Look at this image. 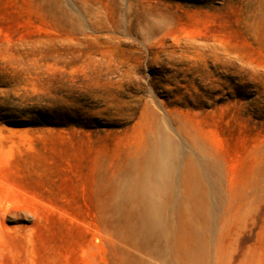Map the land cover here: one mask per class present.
Wrapping results in <instances>:
<instances>
[{
	"label": "rangeland",
	"instance_id": "1",
	"mask_svg": "<svg viewBox=\"0 0 264 264\" xmlns=\"http://www.w3.org/2000/svg\"><path fill=\"white\" fill-rule=\"evenodd\" d=\"M163 143L174 245L264 264V0H0V264H189L118 199Z\"/></svg>",
	"mask_w": 264,
	"mask_h": 264
},
{
	"label": "bare ground",
	"instance_id": "2",
	"mask_svg": "<svg viewBox=\"0 0 264 264\" xmlns=\"http://www.w3.org/2000/svg\"><path fill=\"white\" fill-rule=\"evenodd\" d=\"M147 163L151 166V173L147 174L140 170V182L127 186L123 194H118L119 201L122 203L138 201L140 207L138 230L142 237L154 236L162 240L167 250L174 256L185 259L189 264H201L199 257L193 255L201 251L200 231L196 230V241L178 242L176 246L173 242L175 230L167 216L168 210L173 212L176 209V202L167 194L173 187L172 178L182 175L185 181L193 182L197 173L190 168H181L177 149L170 143L160 145L158 150L148 157ZM203 175L212 180L208 168L203 170ZM216 204L214 194L213 206ZM176 247H179L181 252H176Z\"/></svg>",
	"mask_w": 264,
	"mask_h": 264
}]
</instances>
